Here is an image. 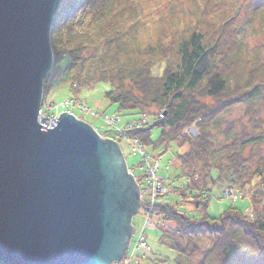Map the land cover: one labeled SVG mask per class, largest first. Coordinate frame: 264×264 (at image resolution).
Listing matches in <instances>:
<instances>
[{
  "label": "trees",
  "instance_id": "obj_1",
  "mask_svg": "<svg viewBox=\"0 0 264 264\" xmlns=\"http://www.w3.org/2000/svg\"><path fill=\"white\" fill-rule=\"evenodd\" d=\"M237 1L60 0L50 25L43 87L67 75L78 99L90 85H108L111 116L149 117L129 132L144 147L175 146L176 173L162 176L168 198L153 208L174 224L157 241L175 264H193L196 255L194 264H264V0ZM241 103V118L225 119ZM194 122L191 138L182 130ZM221 182L246 193L252 217L233 206L208 215ZM181 203L199 218L179 213Z\"/></svg>",
  "mask_w": 264,
  "mask_h": 264
},
{
  "label": "water",
  "instance_id": "obj_2",
  "mask_svg": "<svg viewBox=\"0 0 264 264\" xmlns=\"http://www.w3.org/2000/svg\"><path fill=\"white\" fill-rule=\"evenodd\" d=\"M60 0H0V264H115L139 185L119 144L67 111L37 121Z\"/></svg>",
  "mask_w": 264,
  "mask_h": 264
},
{
  "label": "rangeland",
  "instance_id": "obj_3",
  "mask_svg": "<svg viewBox=\"0 0 264 264\" xmlns=\"http://www.w3.org/2000/svg\"><path fill=\"white\" fill-rule=\"evenodd\" d=\"M237 2H240V0H238ZM240 4H243V2H241ZM156 71L157 67L153 69V74L156 75ZM69 84L70 79L67 75L60 76V78L57 79V82L53 84V87H50V96L48 97L49 102L52 101L54 103H63L67 99L73 98L74 96L69 90ZM109 89L110 88L108 85L97 84L90 85L88 89L81 90L77 95V100L83 102L84 106H86L90 110V112L86 110L87 112L84 113L81 112L78 108L76 109L75 107L71 110V112L72 115L78 120H81L89 124L92 128H94V130L102 138L107 137L116 141L119 144L120 150L124 156L128 172L132 173L134 178L138 179L140 172L138 171L137 167H139L138 164H140V157L131 150V148L127 145V142L122 140V138H115L114 136H112V134L105 135V129L103 127L102 121L105 117L104 113L107 116H111V114H113L115 111L114 106L108 108L107 100L103 98L104 91ZM244 107L245 105L242 103L234 105L231 108V111L225 115V119L229 121L238 120L242 116ZM154 112H157V110H154ZM137 119V116H125L122 114L119 117L120 122L118 125L123 127L127 123L134 122ZM195 122L185 127L182 130V133L190 136L191 138H195L197 136V131L194 127ZM151 132L152 140H156L159 136V130L155 128L152 129ZM128 135L131 134L128 132ZM145 149L149 154L158 155L159 153L161 155V162L159 163L160 169L158 172L160 176L171 177L176 173V164L173 163V152H175V146L173 144H171L169 148L167 147V149L169 150L165 152L162 147H155V149H153L151 146H146ZM165 167H168V170H166ZM184 182H186V179L184 180ZM212 192V200L207 208V213L210 217L215 218L219 216V214L229 206H233L241 210L245 217H252V209L249 203V199L247 198L246 193L242 192V190H239L238 188L231 185H227L225 183L222 184L221 182L215 184ZM231 194L232 196H230ZM234 197H236L237 199H233ZM169 202L172 205L179 204L178 200L174 198L173 195H171ZM177 210L179 213L189 218L198 219L200 216V211L190 205L181 203V205L178 206ZM142 215V212L138 209L137 214L134 215L132 219L134 227L133 234L127 252L123 260L119 264H163L159 263L158 259H166L167 261L164 264H175L173 260V258L175 257V253L167 247L162 246L157 241L160 234L164 231L172 230L174 228V224L161 221L158 216L154 215L152 217V226H146L145 218ZM142 231L144 232V236L147 240V247L141 248L137 251V235H139ZM206 245H208L206 240L200 243V246L203 248ZM133 246L135 247V250L133 249ZM131 254L133 256L132 258H130ZM199 258L200 256L196 255L194 257L193 264L196 263Z\"/></svg>",
  "mask_w": 264,
  "mask_h": 264
},
{
  "label": "built area",
  "instance_id": "obj_4",
  "mask_svg": "<svg viewBox=\"0 0 264 264\" xmlns=\"http://www.w3.org/2000/svg\"><path fill=\"white\" fill-rule=\"evenodd\" d=\"M49 96L50 87L45 85L42 88V98L36 118L42 128L55 127L56 117H58V115L63 111H67L72 114L71 110L74 109V107L84 113L87 111L90 112V110L84 106V103L77 99L70 98L63 103H54L52 101L49 102ZM102 121L105 132H108L110 135L112 134L115 138H122V140L127 142V145L131 148V150L140 157V164H138L139 167H137L140 172L137 181L140 191L139 211L142 212V216L145 218L146 226H152V217L154 216L153 208L157 203L161 204L166 202L170 189L163 185L165 178L160 176L158 173L160 169L159 163L161 162V155L159 153L158 155L149 154L139 139L128 135V132L135 128L144 126L150 121V119L146 114H141L136 121L129 122L123 127L118 125L120 120L117 116L106 117L105 115ZM165 169L168 170V167H165ZM186 181L189 182L188 179H186ZM230 196H232V194ZM233 199L237 198L234 197ZM144 235L143 231L137 235V251L141 248L147 247V240ZM134 246L133 249L135 250ZM132 254L130 258L133 257Z\"/></svg>",
  "mask_w": 264,
  "mask_h": 264
}]
</instances>
